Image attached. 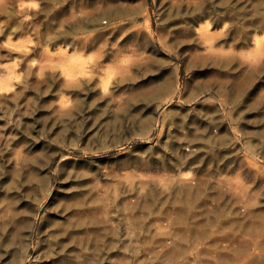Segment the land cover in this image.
Wrapping results in <instances>:
<instances>
[{
  "label": "rangeland",
  "instance_id": "374dc122",
  "mask_svg": "<svg viewBox=\"0 0 264 264\" xmlns=\"http://www.w3.org/2000/svg\"><path fill=\"white\" fill-rule=\"evenodd\" d=\"M263 18L0 4V264H264Z\"/></svg>",
  "mask_w": 264,
  "mask_h": 264
},
{
  "label": "bare ground",
  "instance_id": "6f19581e",
  "mask_svg": "<svg viewBox=\"0 0 264 264\" xmlns=\"http://www.w3.org/2000/svg\"><path fill=\"white\" fill-rule=\"evenodd\" d=\"M262 23H263V25H264V18H263V20H262ZM246 36L247 35H245V37L244 38H241V39H243V41H246L247 40V38H246ZM258 48V47H257ZM261 50V49H260ZM240 77V76H239ZM235 79V78H234ZM247 79V78H246ZM229 80V79H228ZM248 81V80H247ZM250 82V81H249ZM247 82H246V80H245V82H244V84H242V87H241V91H244L245 90V92H247L248 91V86H249V83L248 84H246ZM235 84V83H234ZM214 86V85H213ZM234 89H236V92L238 91L239 93H240V95H242L241 94V92L239 91L240 90V87H239V90H238V86L237 85H234V86H232V88H230V92H232ZM229 92V93H230ZM232 94V93H231ZM231 94H229V95H231ZM92 201V200H91ZM81 203H83V201L81 200V201H77L76 202V204H77V207H79L80 206V204ZM88 220V219H87ZM181 221V220H180ZM167 250V249H166ZM69 264H73L72 262H69ZM75 264H80V263H76L75 262Z\"/></svg>",
  "mask_w": 264,
  "mask_h": 264
},
{
  "label": "clouds",
  "instance_id": "9594fccd",
  "mask_svg": "<svg viewBox=\"0 0 264 264\" xmlns=\"http://www.w3.org/2000/svg\"><path fill=\"white\" fill-rule=\"evenodd\" d=\"M5 2V0H0V4H3ZM33 8H38V4H33L32 5ZM102 92L106 93L108 91V87L107 85H105L102 89H101Z\"/></svg>",
  "mask_w": 264,
  "mask_h": 264
}]
</instances>
